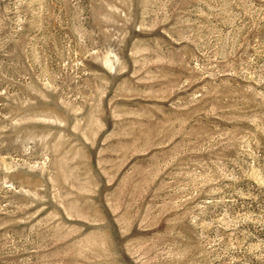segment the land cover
<instances>
[{"label": "rangeland", "instance_id": "rangeland-1", "mask_svg": "<svg viewBox=\"0 0 264 264\" xmlns=\"http://www.w3.org/2000/svg\"><path fill=\"white\" fill-rule=\"evenodd\" d=\"M0 264H264V0H0Z\"/></svg>", "mask_w": 264, "mask_h": 264}]
</instances>
